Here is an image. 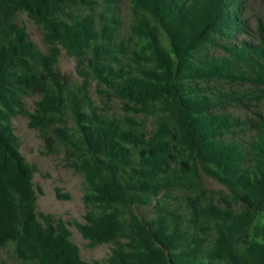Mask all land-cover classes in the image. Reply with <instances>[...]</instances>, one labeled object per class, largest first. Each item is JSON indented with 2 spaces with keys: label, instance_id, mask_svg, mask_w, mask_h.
<instances>
[{
  "label": "trees",
  "instance_id": "obj_1",
  "mask_svg": "<svg viewBox=\"0 0 264 264\" xmlns=\"http://www.w3.org/2000/svg\"><path fill=\"white\" fill-rule=\"evenodd\" d=\"M116 1L0 0V252L19 264H264V110L227 112L264 99L263 28L240 39L246 0H130L123 34ZM18 116L83 176L77 229L90 248L113 245L106 260H83L68 222L37 211Z\"/></svg>",
  "mask_w": 264,
  "mask_h": 264
},
{
  "label": "rangeland",
  "instance_id": "obj_2",
  "mask_svg": "<svg viewBox=\"0 0 264 264\" xmlns=\"http://www.w3.org/2000/svg\"><path fill=\"white\" fill-rule=\"evenodd\" d=\"M116 4L118 17L122 22L123 34L129 22L130 0H117ZM243 16L249 19L251 36L242 35L240 39L245 41L257 42L259 40V26L263 28L264 33V0H246L243 9ZM18 22L26 26L31 40L43 51L46 47L43 43L41 30L26 15L21 14ZM58 65L62 72L67 75L71 81L79 82L80 79L76 73V60L62 52ZM263 88L259 89L262 91ZM38 96L26 99L27 108L30 112L34 111L35 102ZM118 110V107H116ZM264 110V99L249 109L243 107H229L227 112L242 119L252 117L254 112ZM13 131L20 144V152L28 163L35 165L38 171L34 175V186L38 195L37 211L39 213L50 214L55 218H62L68 222V228L71 233V241L80 249L83 260L86 261H104L110 254L113 245L103 244L93 248L88 247L86 241L77 229L78 223H83L85 208L82 201L84 195V178L75 173L63 161L62 155H47L44 142L37 130L28 127V119L24 116H18L12 120ZM206 188L208 190L218 191L222 187L206 179ZM66 195L69 198L59 199L57 194ZM150 216V214H148ZM0 261L8 264H19L12 256L9 248L0 252Z\"/></svg>",
  "mask_w": 264,
  "mask_h": 264
}]
</instances>
